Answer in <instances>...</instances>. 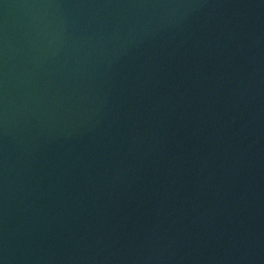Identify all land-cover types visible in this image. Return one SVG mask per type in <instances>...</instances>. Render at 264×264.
Listing matches in <instances>:
<instances>
[{
  "label": "water",
  "instance_id": "1",
  "mask_svg": "<svg viewBox=\"0 0 264 264\" xmlns=\"http://www.w3.org/2000/svg\"><path fill=\"white\" fill-rule=\"evenodd\" d=\"M2 264H264V0H0Z\"/></svg>",
  "mask_w": 264,
  "mask_h": 264
},
{
  "label": "clouds",
  "instance_id": "2",
  "mask_svg": "<svg viewBox=\"0 0 264 264\" xmlns=\"http://www.w3.org/2000/svg\"><path fill=\"white\" fill-rule=\"evenodd\" d=\"M0 264H2V262H0Z\"/></svg>",
  "mask_w": 264,
  "mask_h": 264
}]
</instances>
